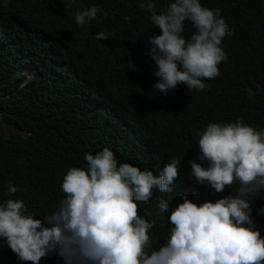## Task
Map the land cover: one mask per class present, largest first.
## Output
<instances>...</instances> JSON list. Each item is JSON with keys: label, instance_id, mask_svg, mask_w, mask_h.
<instances>
[{"label": "trees", "instance_id": "obj_1", "mask_svg": "<svg viewBox=\"0 0 264 264\" xmlns=\"http://www.w3.org/2000/svg\"><path fill=\"white\" fill-rule=\"evenodd\" d=\"M140 0H0V202L21 199L34 219L56 210L70 168H84L86 154L104 147L118 165L129 163L154 175L172 159L180 161L168 193L152 190L137 215L151 221L146 253L170 238L168 216L183 201L199 206L234 196L238 181L215 192L190 177V160L206 167L198 140L211 123L243 124L264 130V0H200L219 8L231 36L221 47L227 59L203 90L183 83L167 95L156 91L148 37L159 35ZM157 13L170 0H153ZM99 6L96 18L77 25L74 13ZM124 17H128L125 21ZM194 28L184 24L187 39ZM104 32L105 39L96 34ZM249 90L251 94H249ZM4 124L19 130L7 134ZM11 184L18 191L7 194ZM201 193V195H199ZM200 196V197H198ZM159 199L169 204L161 213ZM255 227L264 237V190L251 198ZM0 264L18 261L0 238ZM39 264H64L58 255Z\"/></svg>", "mask_w": 264, "mask_h": 264}, {"label": "clouds", "instance_id": "obj_2", "mask_svg": "<svg viewBox=\"0 0 264 264\" xmlns=\"http://www.w3.org/2000/svg\"><path fill=\"white\" fill-rule=\"evenodd\" d=\"M138 7L151 13L152 25L160 30L148 37L157 78L153 89L167 95L183 83L189 91L203 90L204 80L219 75L218 64L227 59L221 43L231 36L219 8L202 6L200 0H170L159 13L153 0H140ZM98 11L103 9L84 8L74 13V20L85 25ZM186 21L194 28L187 39L182 35ZM96 38L106 34L99 32ZM198 147V159L206 167L189 161L190 177L198 185L217 193L234 180L239 187L234 196L215 202L205 198L199 206L181 196L183 202L168 216L170 238L150 254L145 248L153 224L137 215V202L147 205L153 189L170 192L180 161L172 158L154 175L147 168L118 165L108 147L86 154V167L67 171L61 184L65 199L43 220L34 219L21 199L0 202V238L18 261L32 264L53 254L64 264H264V237L250 218L251 198L264 190V130H254L241 118L211 123ZM17 191L7 186L9 197ZM157 207L163 213L169 204L159 199ZM258 214H264V207Z\"/></svg>", "mask_w": 264, "mask_h": 264}, {"label": "rangeland", "instance_id": "obj_3", "mask_svg": "<svg viewBox=\"0 0 264 264\" xmlns=\"http://www.w3.org/2000/svg\"><path fill=\"white\" fill-rule=\"evenodd\" d=\"M16 131H18L16 128H13V127H10V126L5 130V132H6L7 134H9V133H11V132H16Z\"/></svg>", "mask_w": 264, "mask_h": 264}, {"label": "water", "instance_id": "obj_4", "mask_svg": "<svg viewBox=\"0 0 264 264\" xmlns=\"http://www.w3.org/2000/svg\"><path fill=\"white\" fill-rule=\"evenodd\" d=\"M9 126H10V127H13V128H16L17 130H19V128H18L17 125L4 124V128H5V130H6Z\"/></svg>", "mask_w": 264, "mask_h": 264}]
</instances>
